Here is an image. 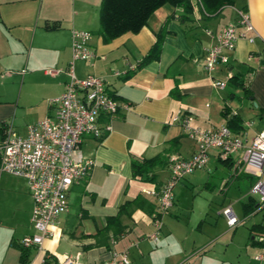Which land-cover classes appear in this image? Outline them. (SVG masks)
Listing matches in <instances>:
<instances>
[{
    "label": "crops",
    "instance_id": "obj_1",
    "mask_svg": "<svg viewBox=\"0 0 264 264\" xmlns=\"http://www.w3.org/2000/svg\"><path fill=\"white\" fill-rule=\"evenodd\" d=\"M100 2L0 0V139L7 123L24 136L28 126L53 114L50 100L63 92L70 66L77 78H103L121 105L111 119H101L111 126L102 139L83 137L79 154L93 159L94 167L87 179L71 187L67 212L58 217L54 237L40 247L20 245L24 236L34 233L26 179L0 174V246L12 251L17 264H62L66 256L82 264H100L114 251L127 252L129 264H264V208L258 209L257 196L249 193L255 181L243 194L245 201H237L239 212L234 209L236 202L221 200L219 208L231 206L238 219L230 229L223 217L222 232L215 227L218 220L211 217L212 199L193 195L194 188L185 185L198 179L196 175L206 178L205 172L211 173L210 163L220 160L217 150L209 151L205 169L195 170L174 186L173 204L160 217L162 230L156 241L148 236L157 200L145 193L160 190L171 159L187 158L196 150L174 117L189 116L191 127L202 130L230 123L235 134L245 133V144L264 128V0H233L232 6L211 17L204 16L199 2L193 1L185 22L179 19L181 9L165 4L138 33L111 41L100 33ZM236 9L248 14L253 29L237 40L228 63L218 64L208 75L204 54L212 38L207 31L215 34L234 21ZM162 27L167 33L159 55L142 62ZM75 29L92 33L90 47L95 56L89 61H72L71 31ZM211 76L226 86L213 87ZM241 155L239 150L222 160L229 176L220 192H227L230 183L241 191L245 180L253 179L244 171ZM153 157L163 159L153 169L155 180L133 177L132 162ZM202 187L210 189L209 180ZM135 199L138 206L130 204L119 218L125 232L105 231L107 219ZM15 206L20 213L4 232L7 208ZM258 214L260 220L251 224L248 236L238 239V225ZM0 264H6L5 258Z\"/></svg>",
    "mask_w": 264,
    "mask_h": 264
},
{
    "label": "built area",
    "instance_id": "obj_2",
    "mask_svg": "<svg viewBox=\"0 0 264 264\" xmlns=\"http://www.w3.org/2000/svg\"><path fill=\"white\" fill-rule=\"evenodd\" d=\"M197 1L198 0H193ZM203 14V13H202ZM204 15V14H203ZM236 19L212 34V43L205 50L204 68L208 75L218 64H227L229 54L235 49L239 38H246V32L253 29L248 14L242 9L235 10ZM92 33L71 31L72 61H89L95 55L90 47ZM252 41V38H249ZM69 77L63 92L50 100L54 112L37 123L28 126L26 135H19L12 123L3 125L0 139V174L7 173L26 179L32 199L31 224L34 233L20 240L23 248L40 247L47 238L54 237L53 228L58 217L68 210V193L75 183L87 179L94 167V161L79 154L83 137L96 139L111 130L109 122L121 107L109 92L106 81L94 75L77 78L72 66L67 70ZM213 87L223 89L225 81L211 76ZM187 136L196 144L195 152L187 158H173L168 163L169 175L160 190H148L146 194L157 200L153 217V231L148 238L156 241L162 230L161 216L173 204V188L186 175L198 169H205L208 153L218 151L220 160H227L242 150L241 161L247 174L255 177L249 193L258 198V209L264 208V128L245 144V133L235 134L226 125L202 130L191 127V117L176 116ZM226 220L228 228L233 229L238 219L231 206L219 212ZM62 264H82L76 258L66 256ZM100 264H129L127 252L111 253L108 260Z\"/></svg>",
    "mask_w": 264,
    "mask_h": 264
},
{
    "label": "trees",
    "instance_id": "obj_3",
    "mask_svg": "<svg viewBox=\"0 0 264 264\" xmlns=\"http://www.w3.org/2000/svg\"><path fill=\"white\" fill-rule=\"evenodd\" d=\"M198 2L201 12L206 17L215 16L224 7L233 4V0H198ZM165 4L182 10L183 14L179 17L181 22L187 21L193 10V0H101L99 5L100 33L106 41L116 39L125 33L136 34L146 25L153 12ZM166 33L165 27L156 33V40L142 62H148L159 55ZM127 75L126 73L125 76ZM234 122L237 123L236 120ZM226 126L232 131L230 123ZM162 162V157L133 161L131 164L132 175L146 181H154L153 169ZM137 200L121 205L117 215L107 219V226L104 230H112L115 235H122L125 232V227L121 225L119 218L130 204L138 206Z\"/></svg>",
    "mask_w": 264,
    "mask_h": 264
},
{
    "label": "rangeland",
    "instance_id": "obj_4",
    "mask_svg": "<svg viewBox=\"0 0 264 264\" xmlns=\"http://www.w3.org/2000/svg\"><path fill=\"white\" fill-rule=\"evenodd\" d=\"M209 167H210L211 173L208 174L205 172L206 178H203L201 176L199 177L198 175H196L195 177L198 179H194V181H192V183H186L185 185H188L189 187L194 188L193 195L200 194L201 196H204V197L209 196L210 200L212 199V211H211L212 215H211V217L218 220V224L215 225V227L220 229L221 230L220 232H222V230H224V228H225L224 227V218L221 214H217V211H216V209L221 207V205H220L221 200L224 198L226 200V202H229V203H234V202L237 203V201H240V200H241V203L244 202L245 200L242 199V196L248 190V187H249V184L251 183V181L252 182L255 181V177H253L252 180H250V179L245 180L246 182L243 183L240 187L241 191H236V189H237L236 183H234V184L230 183L227 192L222 193L219 190L223 188L224 182L226 180H228L229 169L222 162V160L221 161L215 160L214 162L212 161V163H210ZM202 172H204V171H202ZM206 180H209V182L211 184L210 189H203V187H202L204 184V181H206ZM0 187H2V184L0 185ZM255 198L257 199V197H255ZM236 199H238V200H236ZM179 200L181 201L180 198H179ZM180 205H182L181 207L183 208L184 203L181 201ZM239 205H240V203H237L234 205V209L237 212H239L238 211ZM22 206H24V205H22ZM17 208L18 207H16V206L14 207V209L12 207L7 208L8 221H6V223H5L6 226H4L2 228L4 232H7L10 229V227L8 226L9 221L16 219V217L20 213ZM219 209H221V208H219ZM260 216H261V214H258L257 216H254L252 218H244L242 220V223H240L238 225L237 231L235 232L237 238L242 239V240L245 239L248 236V233H249L248 231H249L251 224L259 221ZM2 258H5L6 264H17L16 258L12 256V251L9 250L6 245L0 246V261L2 260Z\"/></svg>",
    "mask_w": 264,
    "mask_h": 264
}]
</instances>
